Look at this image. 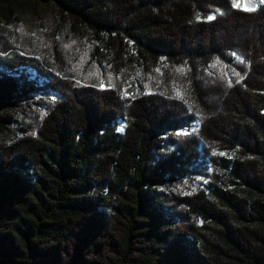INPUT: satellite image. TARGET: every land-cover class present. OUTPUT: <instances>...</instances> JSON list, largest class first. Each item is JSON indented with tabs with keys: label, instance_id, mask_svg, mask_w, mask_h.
Here are the masks:
<instances>
[{
	"label": "trees",
	"instance_id": "trees-1",
	"mask_svg": "<svg viewBox=\"0 0 264 264\" xmlns=\"http://www.w3.org/2000/svg\"><path fill=\"white\" fill-rule=\"evenodd\" d=\"M33 1L95 38L109 75L135 77L141 90L124 98L116 85L78 84L67 50L53 41L29 56L0 49V107L19 96L11 74L20 68L56 97L30 135L0 145L1 263L264 264V5ZM194 120L196 135L171 134ZM168 132L171 150L162 144ZM200 143L206 155L230 158H210L222 173L211 191L170 193L153 209V187L174 181ZM85 191L90 198H73ZM85 207L111 209L108 239L88 243L76 233L69 249Z\"/></svg>",
	"mask_w": 264,
	"mask_h": 264
},
{
	"label": "rangeland",
	"instance_id": "rangeland-1",
	"mask_svg": "<svg viewBox=\"0 0 264 264\" xmlns=\"http://www.w3.org/2000/svg\"><path fill=\"white\" fill-rule=\"evenodd\" d=\"M229 2L233 9L240 10L232 6L231 0ZM252 2L256 3V0ZM263 5L264 3H257L256 9ZM44 40L53 41L67 50L68 59L74 63L73 79L78 84L91 85L99 89L116 85L124 98L141 90L135 77L127 80L122 75H117V78L113 79V76L109 75L110 70H108L107 60L104 58L100 43L95 38L89 40L88 33L85 31H72L69 24L57 16L49 6L33 0H0V49L8 48L10 52L29 56ZM234 60L241 61L237 57ZM156 72H160V68ZM11 77L20 87L19 96L8 107H0V145H10L30 135L41 116L47 113L56 101L55 94L49 90L47 81L34 71L20 68L13 72ZM126 126L124 120L117 121L116 132L122 135ZM199 127V122L194 120L188 127L178 129L171 134L176 137L196 135ZM169 135L170 132L163 136L162 144L164 148L171 150L174 145ZM205 149L202 143L198 144V156L184 165V170H181L174 181L165 179L153 187L158 194V197L151 199V203L154 202L153 209H157V203L160 204L162 198L170 193L191 194L211 191L216 178L222 173L220 167L210 158L225 160L230 158L218 150L209 151L207 156L204 153ZM31 176L23 179H30L32 182L34 173ZM91 194V191H85L73 198H90ZM85 208L86 210L74 217L71 223L73 237L65 239L69 249L73 248L78 238L76 233L88 238V243L104 245L108 239L112 221L111 209ZM164 216L166 217L165 214ZM46 258L53 260L54 257L47 255ZM0 264H2L1 261Z\"/></svg>",
	"mask_w": 264,
	"mask_h": 264
},
{
	"label": "snow or ice",
	"instance_id": "snow-or-ice-1",
	"mask_svg": "<svg viewBox=\"0 0 264 264\" xmlns=\"http://www.w3.org/2000/svg\"><path fill=\"white\" fill-rule=\"evenodd\" d=\"M232 6L243 11H255L257 3H264V0H256L253 3L252 0H231ZM213 16H209L208 19H213ZM67 47V46H66Z\"/></svg>",
	"mask_w": 264,
	"mask_h": 264
}]
</instances>
